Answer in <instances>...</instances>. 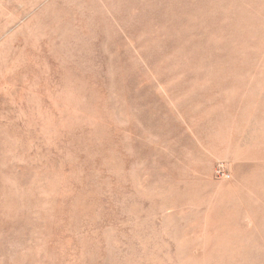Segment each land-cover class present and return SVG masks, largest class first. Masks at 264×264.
Instances as JSON below:
<instances>
[{
    "label": "rangeland",
    "instance_id": "rangeland-1",
    "mask_svg": "<svg viewBox=\"0 0 264 264\" xmlns=\"http://www.w3.org/2000/svg\"><path fill=\"white\" fill-rule=\"evenodd\" d=\"M0 264H264V0H0Z\"/></svg>",
    "mask_w": 264,
    "mask_h": 264
}]
</instances>
